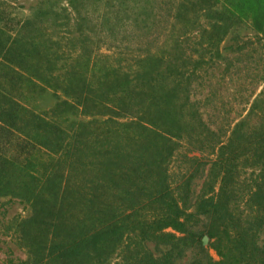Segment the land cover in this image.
I'll return each mask as SVG.
<instances>
[{
    "label": "trees",
    "instance_id": "16d2710c",
    "mask_svg": "<svg viewBox=\"0 0 264 264\" xmlns=\"http://www.w3.org/2000/svg\"><path fill=\"white\" fill-rule=\"evenodd\" d=\"M231 4L264 26V0ZM230 21L211 28L226 33ZM75 24L76 39L31 19L14 34L0 26V197L31 210L19 223L21 264H107L118 249L114 264H176L188 250L189 264H264V92L223 141L191 99L193 73L176 52L101 55ZM47 94L54 102L43 108ZM181 139L212 157H190L173 188L168 164ZM245 165L261 169L243 201ZM146 243L168 248L155 257Z\"/></svg>",
    "mask_w": 264,
    "mask_h": 264
},
{
    "label": "rangeland",
    "instance_id": "374dc122",
    "mask_svg": "<svg viewBox=\"0 0 264 264\" xmlns=\"http://www.w3.org/2000/svg\"><path fill=\"white\" fill-rule=\"evenodd\" d=\"M73 1L80 14L77 20L68 0H0V26L14 34L22 23L31 19L42 29L49 27L48 31L59 35L64 32L66 37L76 39L75 23H79L85 34L92 36V48L98 47L96 53L101 55L119 57L118 52L129 53L130 48L139 47L163 55L176 52L193 73L191 99L207 126L225 131L221 137L223 141L247 114L254 99L264 92V26L258 27L252 22L244 5L241 11L233 10L231 1L241 0ZM226 16L231 20L226 33L221 28H211L218 18L226 19ZM53 102L52 95L47 94L40 106L46 108ZM179 142L168 164L173 188L188 169L190 157L203 160L212 157L189 150L187 139ZM203 168L205 171L208 165ZM260 169L261 165H245L241 170L238 193L244 197L243 201ZM203 178L199 176L193 180L190 204L202 192ZM216 193L217 187L211 194L215 196ZM30 214L25 202L14 197H0V264H21L28 258L20 243L19 223ZM165 232L180 236L171 229ZM202 241L207 245L208 237L204 236ZM258 243L264 246V229L258 234ZM146 247L155 257L168 248L161 244L155 249L153 243H146ZM193 253L188 250L176 264H189ZM208 253L212 259H218L214 250L208 249ZM121 255L118 249L107 264L120 261Z\"/></svg>",
    "mask_w": 264,
    "mask_h": 264
}]
</instances>
